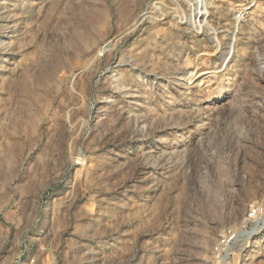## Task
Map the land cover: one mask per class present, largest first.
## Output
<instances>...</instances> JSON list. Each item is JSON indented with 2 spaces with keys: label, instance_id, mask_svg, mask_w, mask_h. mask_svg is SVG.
Returning <instances> with one entry per match:
<instances>
[{
  "label": "rangeland",
  "instance_id": "rangeland-1",
  "mask_svg": "<svg viewBox=\"0 0 264 264\" xmlns=\"http://www.w3.org/2000/svg\"><path fill=\"white\" fill-rule=\"evenodd\" d=\"M193 1L0 0V264H264V0Z\"/></svg>",
  "mask_w": 264,
  "mask_h": 264
},
{
  "label": "bare ground",
  "instance_id": "bare-ground-1",
  "mask_svg": "<svg viewBox=\"0 0 264 264\" xmlns=\"http://www.w3.org/2000/svg\"><path fill=\"white\" fill-rule=\"evenodd\" d=\"M194 3H193V9L192 10H194V13H195V11H196V14H195V18H196V16H197V10H201L199 7L197 8V5L199 4V2H200V0H194L193 1ZM229 54V53H228ZM264 237V236H263Z\"/></svg>",
  "mask_w": 264,
  "mask_h": 264
},
{
  "label": "built area",
  "instance_id": "built-area-1",
  "mask_svg": "<svg viewBox=\"0 0 264 264\" xmlns=\"http://www.w3.org/2000/svg\"><path fill=\"white\" fill-rule=\"evenodd\" d=\"M22 256H24V254H22ZM18 260L21 262H19L18 264H22V260H24V259H21L20 257L18 258Z\"/></svg>",
  "mask_w": 264,
  "mask_h": 264
}]
</instances>
